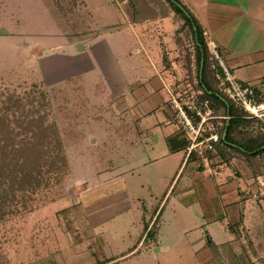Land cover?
<instances>
[{
	"label": "rangeland",
	"instance_id": "374dc122",
	"mask_svg": "<svg viewBox=\"0 0 264 264\" xmlns=\"http://www.w3.org/2000/svg\"><path fill=\"white\" fill-rule=\"evenodd\" d=\"M117 10L124 11L128 20L127 12L137 19L169 16L173 29L168 32V38L175 47L171 59H166L165 68L171 92L180 91L183 103L193 97L208 101L199 85L191 33L170 11L165 0H129L127 3L126 0H0V92L3 95L34 94L32 103L37 108L36 116L47 111L44 123L55 124L67 163L64 170L43 172V180L34 192H24L0 220V264H100L109 259L113 260L106 264H264V213L242 228L235 227L238 237L217 245L213 251L206 246L205 238L203 243L197 242L200 233L194 228L195 221L171 215L169 208L176 188L171 194L170 189L162 203L167 200L162 214L151 229V237L142 239L133 252L118 258L130 251L139 239L140 207L136 208L132 202L125 211L93 226L80 202L75 203L86 199L110 200L119 195L123 201L127 197L122 187H128L129 201L138 197L148 209L149 204L160 202L162 191L168 186L165 178L155 180V195L148 199L147 168L145 172L138 171L146 176L142 188L133 185L135 178L131 177L135 175L131 174L114 179L108 186L94 188L98 182L92 179L95 175L90 165L101 166L106 158L99 156L103 148L90 144L84 136L89 135L91 125L88 124L93 119L110 117L113 110L105 104L106 99L88 93V89L105 90L104 81L98 80L99 62L88 47H94L96 37L111 29L106 26L115 21L113 16ZM60 36L66 41L82 43L84 47L76 46L77 50L73 46L65 47ZM72 59L73 71L97 67L96 72L90 73L89 80L66 76ZM41 93L45 95L43 99ZM208 106L214 115L221 114L209 101ZM231 156L239 157L235 152ZM121 160L127 159L121 157ZM258 161L261 166L256 163L260 167L256 175L264 181V155ZM175 165H178L177 160ZM82 178L91 181L89 188L82 189ZM161 217L165 221L160 243L152 248ZM220 231L224 229L220 227Z\"/></svg>",
	"mask_w": 264,
	"mask_h": 264
},
{
	"label": "crops",
	"instance_id": "0c3cea01",
	"mask_svg": "<svg viewBox=\"0 0 264 264\" xmlns=\"http://www.w3.org/2000/svg\"><path fill=\"white\" fill-rule=\"evenodd\" d=\"M178 1L195 18L201 32H206L204 41L210 39L217 44L218 53L233 76L241 84L250 86L264 101V0ZM123 12L117 10L113 16L114 24L106 26L111 29L96 37L94 47H88L99 62L98 80H103L105 86V92L87 88L88 93L95 98L106 99L105 104L113 110L110 117L91 118L89 135L84 136L90 144L103 148L99 156L105 157L108 163L97 165L101 169L90 165L95 175L91 177L98 182L94 188H98L108 186L124 174H131L135 175L131 177L135 178L133 185L142 188L146 176H141L138 171L142 173L148 168V199L155 195V180L165 178L168 186L162 191L160 202L149 204L148 209L138 197L129 201L128 187H122L127 197L123 201L119 195L110 200L86 199L75 203L80 202L93 226L125 211L132 202L136 208L140 207L142 225L139 239L130 251L118 258L133 252L141 240L148 237L147 233H151L166 205L167 200L162 204L165 196L175 188L170 213L195 221L194 228L200 233L197 242L203 243L204 238L216 245L232 241L235 227L242 228L249 220L263 216L264 181L249 169L248 162L241 156L226 163L217 156L212 158L209 166L202 163V168L190 159L185 133L175 120L169 94L170 78L165 68L166 59H171L175 47L168 38V32L173 29L172 20L169 16H157L130 21ZM64 36L60 37L65 47L76 49L79 44L78 48L84 47L82 43L66 41ZM69 66L66 76H81L87 80L97 68L73 71L74 59L69 61ZM94 131L98 133L94 134ZM121 157L127 160L122 161ZM82 181L83 190L91 186V181L85 178ZM164 221L161 217L152 248L160 243Z\"/></svg>",
	"mask_w": 264,
	"mask_h": 264
},
{
	"label": "trees",
	"instance_id": "16d2710c",
	"mask_svg": "<svg viewBox=\"0 0 264 264\" xmlns=\"http://www.w3.org/2000/svg\"><path fill=\"white\" fill-rule=\"evenodd\" d=\"M165 2L170 11L188 26L191 33L197 76L203 95L210 106L221 113L218 115L229 116L220 127V139L215 144L219 159L226 163L235 152L248 162L255 175L258 174L260 167L256 163L261 166L258 160L264 155V132H250L247 128L249 121L244 119L243 112L234 107L218 89L214 68L195 18L178 0ZM127 15L130 21L138 20L128 12ZM34 97L33 93L20 96L13 93L3 95L0 92V220L9 213L8 208L12 203L15 206L24 192H34L43 180V172L64 170L67 167L55 124L48 121L44 123L46 110L36 116L37 108L32 103ZM44 97L41 93L40 98ZM44 102L46 103L45 99ZM224 129L226 131L222 135ZM198 158L195 153H191L190 159L195 160L199 168H202V161ZM232 233L238 237L233 230ZM150 235L148 232L146 236ZM205 244L213 251L218 247L209 239H206Z\"/></svg>",
	"mask_w": 264,
	"mask_h": 264
},
{
	"label": "built area",
	"instance_id": "2783aa9c",
	"mask_svg": "<svg viewBox=\"0 0 264 264\" xmlns=\"http://www.w3.org/2000/svg\"><path fill=\"white\" fill-rule=\"evenodd\" d=\"M206 32L202 33L205 37ZM208 58L214 68V77L218 89L228 98L231 104L243 112L249 121L248 130L252 133L264 132V101L260 100L254 90L241 84L224 64L217 50V44L210 39L205 40ZM170 100L175 110V120L184 131L187 140V155L195 153L205 166H209L212 158L217 157L215 144L220 139V127L229 119L227 115H214L208 101L197 100L195 97L183 103L180 91L171 92ZM192 97V96H191ZM210 155L212 158H210Z\"/></svg>",
	"mask_w": 264,
	"mask_h": 264
},
{
	"label": "water",
	"instance_id": "95a60500",
	"mask_svg": "<svg viewBox=\"0 0 264 264\" xmlns=\"http://www.w3.org/2000/svg\"><path fill=\"white\" fill-rule=\"evenodd\" d=\"M78 47H79V45H78ZM225 131H226V129H224V132L223 133H225Z\"/></svg>",
	"mask_w": 264,
	"mask_h": 264
}]
</instances>
